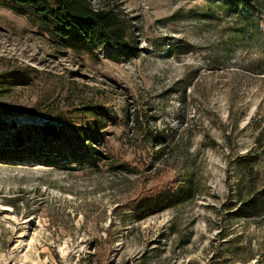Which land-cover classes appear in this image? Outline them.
<instances>
[{"label":"rangeland","instance_id":"374dc122","mask_svg":"<svg viewBox=\"0 0 264 264\" xmlns=\"http://www.w3.org/2000/svg\"><path fill=\"white\" fill-rule=\"evenodd\" d=\"M91 2L137 57L59 47L0 2V151L29 140L0 159V264H264V0L249 20L234 0ZM44 122L62 139L31 135ZM187 180L192 201L141 219Z\"/></svg>","mask_w":264,"mask_h":264},{"label":"trees","instance_id":"16d2710c","mask_svg":"<svg viewBox=\"0 0 264 264\" xmlns=\"http://www.w3.org/2000/svg\"><path fill=\"white\" fill-rule=\"evenodd\" d=\"M234 1L228 13L237 14L244 20H249L252 17L251 11L255 7L253 2L251 0ZM0 2L15 14L38 24L50 41L59 47L70 49L78 54L95 55L102 47L110 46L117 48L122 55L137 57L135 48L128 40L130 23L116 8L107 6L95 8L91 0H0ZM124 49L128 51L124 52ZM102 113L108 114L106 110H103L95 116L102 117L104 116ZM7 130L5 122L0 121V133L6 134ZM30 133L52 141L63 137L62 130L49 122L34 125ZM9 135L12 138L11 145L14 150L0 151V159L4 158L11 162L24 159V154L18 152L23 151L22 149L29 141L28 138L21 132H10ZM263 138L264 133H261L258 141L260 142ZM250 160V158H245L239 163L242 177L245 180L259 176V171ZM195 192L196 189L191 180H187L180 187L177 195H169L148 206L141 219L192 201L196 196ZM261 198L263 201L264 195ZM234 209L235 218L250 219L259 214L260 202L241 200L234 206Z\"/></svg>","mask_w":264,"mask_h":264}]
</instances>
